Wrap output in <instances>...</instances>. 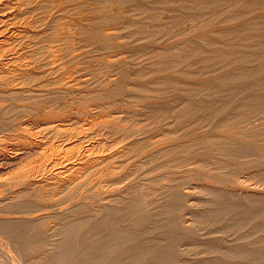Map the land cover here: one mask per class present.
Here are the masks:
<instances>
[{"label": "bare ground", "instance_id": "obj_1", "mask_svg": "<svg viewBox=\"0 0 264 264\" xmlns=\"http://www.w3.org/2000/svg\"><path fill=\"white\" fill-rule=\"evenodd\" d=\"M164 1L0 0L17 133L0 134V237L27 264H180L192 245L193 264H264V182H247L264 174V0Z\"/></svg>", "mask_w": 264, "mask_h": 264}, {"label": "rangeland", "instance_id": "obj_2", "mask_svg": "<svg viewBox=\"0 0 264 264\" xmlns=\"http://www.w3.org/2000/svg\"><path fill=\"white\" fill-rule=\"evenodd\" d=\"M165 2H166V4H167V3L169 2V0H168V2H167V1H164V3H163V7L166 8V6H165V5H166ZM169 3H170V2H169ZM164 4H165V5H164ZM162 9H163V8H162ZM194 22H197V21L194 20ZM126 50H127V51H130V48H127ZM126 60H128V62H129V58H126ZM53 102H54V104H52L51 101H50V102L48 101V104H49L48 106L54 107V106L56 105L54 108H57L58 106L60 107V104L57 103L56 100L53 101ZM46 103H47L46 101H45V103L43 102V105L45 106ZM50 103H51V104H50ZM53 105H54V106H53ZM33 112H34V110H31L30 112L26 113V114H25L24 116H22L21 118H30V117H32ZM27 120H28V119H27ZM30 122H31V121H30V119H29V120H28V124H29V125H30ZM77 124H78V123H75L76 126H75L74 124L72 125V128L74 127V128H73L74 131H75V128L79 125V124H78V125H77ZM31 125H32V123H31ZM70 126H71V124L69 125V129L71 128ZM72 128L69 130V131H70L69 133H72L71 135L74 134V131L72 130ZM12 129H13V127H8V128H6V127H0V134H1V133H2V134H6L7 138H11V137L14 138V137L17 136V133H16V131H12ZM71 130H72L73 132H71ZM161 130L163 131V129H160V131L158 130L157 132H162ZM17 131H18V130H17ZM157 132H156V133H157ZM75 133H77V132H75ZM80 133H81V132H80ZM154 135H155V134H154ZM246 156H247V157H246ZM246 156H245V158H244V156H241V157H240V156H237L236 159L238 158L237 161L241 162V161H243V160H248L247 158L250 159V157H252V156H253L252 158L255 157V156L252 155V154H251V156H250V155H246ZM239 157H240V158H239ZM242 157H243V158H242ZM200 158H201L200 155H197L196 158L193 157L192 160L189 162V164H193V165L196 164V162H197ZM241 158H242L243 160H242ZM239 159H241V161H240ZM255 162H256V161H255ZM255 162L252 163L253 165H254V164L257 165L256 167H253L254 169H256V168L258 169V168H263V167H264V165H262V166L258 165L259 162H256L257 164H256ZM247 164H248V165H245V164L241 165V167H242L243 170H239L240 168L238 169L239 171H238L237 169L234 170V174H235V173H236L237 175L239 174L240 176L238 175V177H242L243 174H244V172H245L246 170H249V169L252 170L253 168L250 167L252 164H249V163H247ZM249 165H250V166H249ZM255 165H254V166H255ZM195 166H197V167L199 168V171H198V172H200L201 174H203V172L206 171V168H200V166H201V167H205V166H203V165H199L198 162H197V164H196ZM244 166H245V167H244ZM243 167H244V168H243ZM246 167H247V168H246ZM249 167H250V168H249ZM251 168H252V169H251ZM244 169H246V170H244ZM201 171H202V172H201ZM226 171L230 172V171H232V170H226ZM226 171L223 170V171L221 172L222 174H221V173H220V174L223 175V176H225L226 174L224 175V173H226ZM235 171H238V172H235ZM240 171H241V172H240ZM206 172H208V171H206ZM228 172H227L228 176L226 175L225 178L228 180V181L226 180V182L230 183V180H232L233 177L236 178L237 175L235 174V176H234V174L232 173L233 171L231 172L232 175H231L230 173H228ZM246 172H247V171H246ZM201 174H200V176H198V177H196V178H199V177L201 178V177H202ZM229 175H231L232 178H230L231 176H229ZM241 175H242V176H241ZM227 177H229V179H228ZM261 177H262V178H261ZM261 177H260L259 179H251V180L248 179L249 181L247 180V182H248V183H251V182H255V181H257V180H258V181L260 180L259 182L257 181V183H261V184H262V183L264 182V174H263ZM200 178H199V179H200ZM202 178H203V177H202ZM202 178H201V181H202ZM213 179L215 180L216 178L213 177ZM194 180H195V182H196V180H197L198 182H201V181H199L198 179H194ZM216 180H217V179H216ZM250 181H251V182H250ZM226 182H225V183H226ZM245 182H246V181H245ZM247 182H246V183H247ZM228 183H227V184H228ZM255 183H256V182H255ZM190 217L192 218V216H190ZM189 219H190V218H189ZM191 220H192V221H191ZM190 221H191L192 223L194 222L193 219H190L189 221L187 220V222H190ZM201 231H203V230H198V232H201ZM198 232H197V234H195V236H197V237H199ZM1 235H2V236L0 237V238H1V239H0V240H1V241H0V245H1V248H0V249H1V251H0V257L3 256V258L5 259V256H7V254L4 253V254H5V255H4L3 252H4V250H6V246H7V248H8L9 245H10V248L13 250V252H15V250H16L15 253L17 254V249L15 248V243H13V242H15L13 239H15V238H12V236H11V235H8V234H7L8 237H6V234H1ZM3 235H5V236H3ZM202 236H204V234H203ZM4 237H5L6 239H4ZM9 238H10V239H9ZM195 238H196V237H195ZM3 239H4L5 241H4ZM8 239H9V240H8ZM2 242H3L5 245H4ZM9 242L13 243V245L11 246V243H9ZM8 243H9V245H7ZM3 246H4V247H3ZM189 247L191 248V246H189ZM194 247H195V246L192 245V249H190V252H189V255H190L191 257H192L193 254L197 251V250L195 251L196 248L194 249ZM4 248H5V249H4ZM14 249H15V250H14ZM193 249H194L195 252H193ZM198 250H199V249H198ZM190 253H191V254L193 253V254L191 255ZM18 254H20V253L18 252ZM18 254H17V257H19L18 259H20L21 263L24 262L23 264H25V263L27 264L28 262L25 261L24 258L22 259V257H21V256H23V255H21V254L18 255ZM189 255H188V257H186V258H189V257H190ZM191 257H190L189 259H190V260L192 259L191 261H193V259H194L193 257H194V256H193L192 258H191ZM186 258H185V260L183 259L182 261L180 260V262H179V261H178V262H179L180 264H184L183 262L185 261V263H187V264H193V263L190 262V261L188 262V259H186ZM1 259H2V258H1ZM186 260H187V261H186ZM181 262H182V263H181Z\"/></svg>", "mask_w": 264, "mask_h": 264}]
</instances>
